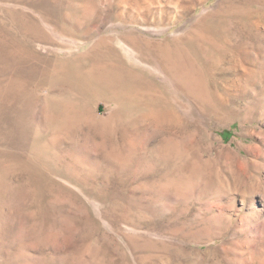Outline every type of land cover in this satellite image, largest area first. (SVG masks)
Here are the masks:
<instances>
[{"label": "rangeland", "instance_id": "374dc122", "mask_svg": "<svg viewBox=\"0 0 264 264\" xmlns=\"http://www.w3.org/2000/svg\"><path fill=\"white\" fill-rule=\"evenodd\" d=\"M0 29V264H264V0H0Z\"/></svg>", "mask_w": 264, "mask_h": 264}, {"label": "bare ground", "instance_id": "6f19581e", "mask_svg": "<svg viewBox=\"0 0 264 264\" xmlns=\"http://www.w3.org/2000/svg\"><path fill=\"white\" fill-rule=\"evenodd\" d=\"M19 16V15H18ZM203 32V31H202ZM2 34H3V31L0 29V39H1V36H2ZM3 36H4V34H3ZM1 41V40H0ZM6 46V45H5ZM10 47V46H9ZM2 51V50H1ZM14 52V51H13ZM12 53V52H11ZM15 53V52H14ZM23 53V52H22ZM4 57V56H3ZM21 57V56H20ZM40 57V56H39ZM23 60H24V58H23ZM25 60H27V59H25ZM45 60V59H44ZM37 61H38V59H37ZM15 62V61H14ZM16 63V62H15ZM31 63V62H30ZM40 63V62H39ZM10 65H11V63H10ZM25 65V64H24ZM18 66V65H17ZM22 67V66H21ZM167 67V66H166ZM13 68V67H12ZM23 68V67H22ZM32 68V67H31ZM34 68V67H33ZM76 69V68H75ZM13 70V69H12ZM78 70H80V69H78ZM173 70V69H172ZM58 71H60V69L58 70ZM62 71V70H61ZM171 71V70H170ZM169 71V72H170ZM19 72V71H18ZM29 72V71H28ZM32 72V71H31ZM30 72V73H31ZM80 73V72H79ZM15 74V73H14ZM18 74V73H17ZM43 74V73H42ZM84 74V73H83ZM24 75V74H23ZM66 75V74H65ZM97 75V74H96ZM171 75V74H170ZM21 76V75H20ZM103 76H105V75H103ZM69 77V76H68ZM18 78H20V77H18ZM27 78V77H26ZM65 78V77H64ZM67 78V77H66ZM65 78V79H66ZM71 79V78H70ZM69 79V80H70ZM68 80V79H67ZM106 80V79H105ZM89 82V81H88ZM98 82V81H97ZM86 83V82H85ZM95 83V82H94ZM102 83V82H101ZM85 86V85H84ZM83 88V87H82ZM19 89V88H18ZM20 90V89H19ZM91 90V89H90ZM96 92V91H95ZM12 102V101H11Z\"/></svg>", "mask_w": 264, "mask_h": 264}]
</instances>
